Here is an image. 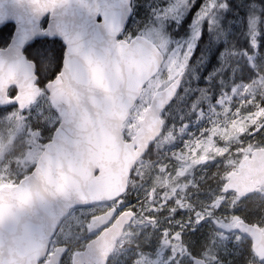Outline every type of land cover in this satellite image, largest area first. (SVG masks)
<instances>
[{"label": "water", "instance_id": "obj_1", "mask_svg": "<svg viewBox=\"0 0 264 264\" xmlns=\"http://www.w3.org/2000/svg\"><path fill=\"white\" fill-rule=\"evenodd\" d=\"M165 54L156 42L129 46L111 64L109 74L96 71L91 88L74 73L54 93L66 116L40 153L31 172L14 184L0 187V264H59L66 245L47 258L50 238L73 207L112 201L128 189L137 162L162 132V112L181 86L184 71L153 94L130 139L123 133L132 108L144 87L162 68ZM12 86L21 91L9 96ZM36 99L29 74L11 64H0V107L19 101L25 109ZM257 126L251 134H257ZM264 186V147L244 156L228 174L223 191L240 196ZM117 207L94 215L87 225L89 239L73 253V264H108L118 240L133 221L134 209L114 218ZM236 228L252 236L255 252L264 258V229L239 219ZM193 264H209L194 256Z\"/></svg>", "mask_w": 264, "mask_h": 264}, {"label": "rangeland", "instance_id": "obj_2", "mask_svg": "<svg viewBox=\"0 0 264 264\" xmlns=\"http://www.w3.org/2000/svg\"><path fill=\"white\" fill-rule=\"evenodd\" d=\"M216 4L217 0H205L197 17L198 24L205 18L213 20L215 15L211 17V14ZM255 8L258 10L257 14L252 12L248 17L253 45V54L248 60L260 74L249 84L235 86L229 94H222L213 101L206 99L209 103L207 110L198 111L200 121L192 129H168L156 141L154 153L163 149H168L169 152L159 160L144 158L139 161L130 180L133 194L113 202L121 210L133 208V205L137 208L133 221L118 240L108 264H126L127 259L128 264H184L192 258L193 254L184 242L181 230L165 228L158 220V214L166 207H171V213L176 212L177 208L186 209L185 213L191 214L196 222L213 219L217 230L208 243H202L203 249L200 252V256L209 263L231 264L233 260L229 257L233 252H237L236 255L243 254L242 248H239L243 237L235 228L238 216L233 212L225 215L218 213L222 185H215L214 182L211 186L204 187L202 180L206 174L202 172L208 165L218 163V157L224 153L228 164L236 169L245 154H250L256 147L264 146V126L253 136H250L249 130L253 125L264 124V49L259 45L258 39L259 26L262 22L264 24V18L260 14V6ZM227 37L231 35L228 34ZM156 42L165 53L166 59L160 71L148 81L133 107L123 129L125 138H130L135 133L138 120L143 116L155 91L165 87L188 66L173 58L161 40ZM205 98L199 92L194 103ZM38 123L37 120L30 121L28 113L20 109H7L0 116V187L18 182L35 166L52 130V126L47 124H40L38 128ZM41 129H45L47 133H41ZM249 137L251 139L242 145L241 156L233 160L229 153L231 143ZM41 140L44 142L41 143ZM229 201L234 207L239 202L236 197ZM104 207L105 205H93L70 210L56 235L52 237L53 245L59 243L67 246V255L59 264H73V253L83 249L88 239L95 236L90 235L87 229L91 215ZM144 234L156 237V244L152 246L149 241V246L144 248L149 249V253L134 248L133 245L135 238ZM54 249L55 247H51L52 251ZM240 261L237 264H245L247 259Z\"/></svg>", "mask_w": 264, "mask_h": 264}, {"label": "snow or ice", "instance_id": "obj_3", "mask_svg": "<svg viewBox=\"0 0 264 264\" xmlns=\"http://www.w3.org/2000/svg\"><path fill=\"white\" fill-rule=\"evenodd\" d=\"M204 4L205 0H0V64L27 72L36 89V99L27 108L20 109L19 101L13 100L0 113L20 109L30 121L39 122L38 128L47 124L54 130L66 116L54 101L60 86L75 73L81 85L91 88L96 71L109 74L122 50L145 40H161L173 58L189 66L203 57L214 65L223 48L206 29L207 18L197 23ZM212 11L223 25L228 0H217ZM20 91L12 86L9 96ZM180 99L177 95L161 112L173 110Z\"/></svg>", "mask_w": 264, "mask_h": 264}, {"label": "trees", "instance_id": "obj_4", "mask_svg": "<svg viewBox=\"0 0 264 264\" xmlns=\"http://www.w3.org/2000/svg\"><path fill=\"white\" fill-rule=\"evenodd\" d=\"M262 4H264V0H228V11L226 14H223V25L219 23L221 18L220 15L216 12L211 14V17L213 15H215V17L212 18V21L207 20L208 23L205 27L206 29L211 30L212 35L217 39L219 45L223 48V52L214 65L210 66L207 63L209 58L203 57L198 58V60L194 61L191 66H187L184 71L183 81L177 93V95L181 97L180 102L175 105L173 110L163 111L162 115L164 118V124L162 132L156 141L164 133H166L168 129H177L182 127H187L189 130L192 129L197 124L196 122L200 121L198 111L200 109H202V111L207 110V105H209V103L206 102V99L213 101L222 94V96L229 94L235 86L249 84L260 74L256 72V70L252 67L251 61L248 60L249 56L253 54L252 32L250 30V25L248 26V17L250 13H256L257 8H255V6L259 5L261 9L260 14L264 18V9L261 8ZM228 34L231 35V37H227ZM258 39L259 45L264 49L263 22L259 26ZM199 92L201 93V96H205L206 98L194 103L197 93ZM3 113L4 112L0 113V116ZM197 118L199 120L196 121ZM254 126L255 125L251 126L249 129L250 136L252 130L257 127ZM56 127L57 125L55 128ZM43 132L47 133L45 129H43ZM52 133L53 129L49 133L47 141L51 139ZM244 139L245 140L231 143L229 153L231 154L230 157L233 160L237 159L239 155L241 156V151L243 149L242 145L249 141L251 137ZM156 141L151 145L150 149L142 159H154V161L159 160L167 152H169L168 149H163L158 153H154V145ZM225 156V153L220 155V157H218L220 158L218 163L216 162L215 165L210 164L203 170L202 173L206 174L203 176L202 180V185L204 187H209L214 184V182L215 185H222L224 181H226L227 174L233 169V167L228 164ZM132 176L133 173L130 180L132 179ZM130 180L127 191L117 200L125 199L133 194V186L130 183ZM132 207L134 209L137 208L135 205ZM170 208L171 207H166L162 213L158 214L160 215L158 220H160L161 225L165 228H170L175 231L181 230L182 235H184V242L189 246L192 254L196 255L198 250L196 249L195 244H204L206 242V238H210L209 236H204L209 233V226L207 229L204 228V224L208 223L207 220L196 222L193 221L194 218L191 217V214L185 213L186 209L177 208L176 212L171 213ZM149 241L153 246L156 244V237L148 234L138 235L133 242L134 248H139L141 251L147 252L149 249L144 248L149 246ZM147 253H149V251ZM236 253L237 252H233L229 257L233 260L231 264L240 263V260H243L244 258L240 254L235 255ZM127 261L129 263V259H127ZM123 264H125V262ZM184 264H193V259L189 258Z\"/></svg>", "mask_w": 264, "mask_h": 264}, {"label": "flooded vegetation", "instance_id": "obj_5", "mask_svg": "<svg viewBox=\"0 0 264 264\" xmlns=\"http://www.w3.org/2000/svg\"><path fill=\"white\" fill-rule=\"evenodd\" d=\"M259 126H262V129H263L264 124H260ZM260 147H264V146H260ZM232 170H230V171H232ZM230 171L228 172V174L230 173ZM228 174H227V178H228ZM224 183H225V181H224ZM224 183L222 184L221 192L219 193V194H221V197H220V203L221 204L219 205L218 213L221 215H225L227 213L233 212L236 216H238L236 221L239 219H243L249 223L258 225L264 229V186L259 191H254V192H251L245 196H240L236 191L224 192L223 191ZM235 197L238 199L239 202H238V205L234 207L233 205H231V202L229 201V199L235 198ZM114 201H106V202H102L101 204H98V205H105V207L103 209H101L100 211H97L96 213H94L91 216L104 213L107 210H109L111 207L116 206L113 204ZM126 209H133V208H126ZM123 210H125V209L121 210V209H119V207H117V211L114 214V218H116L118 216V214L120 212H122ZM236 221H235V224H236ZM207 222L209 223V225H208V223H205L204 228L207 229L209 226V233L207 235H204V236H206V237L209 236L211 238V237H213L215 230H217V226H216L215 222H213L212 218L207 220ZM235 228H236V226H235ZM236 230L243 237L242 245L239 246V248H242V250H243L242 251L243 255H241V256H243L245 259H247L245 264H251V263H253V264H259V263L264 264V258H261L255 252L254 240H253L252 236L249 234L243 233L242 231H240L237 228H236ZM89 234L90 235H92V234L97 235L98 232L92 233V234L89 233ZM55 235H56V233H55ZM53 238H54V236H53ZM210 238L209 239L206 238V242L204 244L208 243ZM58 245H60V244L57 243V244L53 245L52 237H51L50 238V244H49V253L47 255V258L49 256V254L52 252L51 247L56 248ZM231 245L234 246V244H232V243H231ZM195 247L198 250V252L196 255H193V257L198 256V257L205 259L204 257L200 256V252L203 249V244L202 243H199L197 245L195 244ZM236 247H237V245H236ZM66 251H67V246H66L65 252ZM193 257H192V259H193ZM206 261L209 263L208 260H206ZM209 264H211V263H209Z\"/></svg>", "mask_w": 264, "mask_h": 264}, {"label": "bare ground", "instance_id": "obj_6", "mask_svg": "<svg viewBox=\"0 0 264 264\" xmlns=\"http://www.w3.org/2000/svg\"><path fill=\"white\" fill-rule=\"evenodd\" d=\"M60 227V226H59ZM58 231V230H57Z\"/></svg>", "mask_w": 264, "mask_h": 264}]
</instances>
